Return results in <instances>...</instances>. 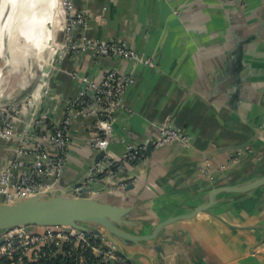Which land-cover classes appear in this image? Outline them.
Listing matches in <instances>:
<instances>
[{
  "label": "crops",
  "instance_id": "crops-1",
  "mask_svg": "<svg viewBox=\"0 0 264 264\" xmlns=\"http://www.w3.org/2000/svg\"><path fill=\"white\" fill-rule=\"evenodd\" d=\"M73 3L87 19L75 29L74 40L126 42L153 63L92 52L60 58L58 68L50 72L48 88L26 107L16 137H0V172L14 159L19 133L32 113L60 122L86 80L99 81L118 68L132 74L135 82L126 89L125 107L116 111L108 150L122 157L128 144L147 143L167 125L190 140L154 148L145 163L128 165L120 175L136 177V187L128 191L131 197L119 187L133 180L119 178L90 182L95 186L92 194L105 197L115 192L114 199L122 203L138 201V218L158 222L191 212L214 187L264 175V0ZM238 75L241 90L234 103ZM96 118L78 111L70 127L60 183L64 190L88 176L96 162L99 150L91 142ZM249 140L240 148L245 154L237 162H230L231 151H221ZM48 148L56 153L52 143ZM263 194L264 187L242 195L218 194L223 201L213 209L219 216L199 212L166 226L167 237L155 241L160 250H148L149 256L139 255L135 263L264 264Z\"/></svg>",
  "mask_w": 264,
  "mask_h": 264
},
{
  "label": "built area",
  "instance_id": "built-area-1",
  "mask_svg": "<svg viewBox=\"0 0 264 264\" xmlns=\"http://www.w3.org/2000/svg\"><path fill=\"white\" fill-rule=\"evenodd\" d=\"M62 3L64 9L66 4L69 9H65V29L68 34L66 44L71 53L76 55L92 52L96 55L129 59L134 63H153L126 42L74 40L75 29L84 25L87 19L76 10L73 0H62ZM134 82L135 77L132 74L118 68L111 69L101 80H86L82 84L78 97L68 102V114L60 122L50 121L46 114L38 116L32 113L24 132L19 133L21 150H16L14 159L0 172V195L4 196L3 201L9 202L52 189L62 180L70 139L69 130L78 111L97 116L92 126L94 135L91 142L99 151L104 150L103 157L90 168L87 176L89 182L99 178L117 180L128 165L145 163L148 158V142L128 144L122 157H116L108 150L117 117L116 111L125 107L126 89ZM25 110L26 106L0 109L1 138L16 137L18 124L25 115ZM151 140L154 148H161L176 141L187 143L190 137L174 125H167L161 129L158 137ZM49 143L55 145V154L50 153ZM231 153L230 162L233 163L245 154L242 149L233 150ZM0 238L3 239L0 243V264L4 258L15 263L23 262L25 257L32 259L52 255L57 248H65V252L75 257L78 264H90V260H94L96 264H136L128 260L105 237L76 226H38L30 231L28 226L19 225L0 231Z\"/></svg>",
  "mask_w": 264,
  "mask_h": 264
},
{
  "label": "water",
  "instance_id": "water-1",
  "mask_svg": "<svg viewBox=\"0 0 264 264\" xmlns=\"http://www.w3.org/2000/svg\"><path fill=\"white\" fill-rule=\"evenodd\" d=\"M5 3V0H0V9L6 6ZM248 39L250 38L246 40ZM241 58L242 52L237 54L238 63L241 62ZM241 69L239 68L235 72L237 73ZM236 78L234 103L239 99L238 93L241 90L239 85L242 81L240 75ZM8 104L9 102L0 103V106ZM175 143H179V141ZM249 143L250 140L243 144L226 146L221 148V151H233L246 147ZM146 150L147 155L151 158L154 152L152 140L148 141ZM103 154L104 150H100L96 155V161H99ZM118 178L119 182L133 180L127 185L119 187L125 191L128 192L136 187L134 175H120ZM60 183L61 181L52 189L39 191L30 196L9 202L0 201V231L19 225L28 226L30 231L38 226H76L105 237L114 243L128 260L135 263L139 255L149 256L148 250H160V247L157 246L158 242L155 243V241L167 237L164 235L166 226L179 219L190 218L199 212H209L219 216L213 209L215 205L223 201L218 197V194L227 192L238 195L248 194L264 187V175L237 184L214 187L205 195L204 202L193 208L191 212L171 215L159 219L158 222H153L150 218H138V201L129 204L122 203L114 199L116 198L115 192L105 197L92 194L95 186L88 182L87 176L82 177L69 189L64 190ZM127 195L131 197V193L128 192ZM2 241L3 239L0 238V243Z\"/></svg>",
  "mask_w": 264,
  "mask_h": 264
},
{
  "label": "bare ground",
  "instance_id": "bare-ground-1",
  "mask_svg": "<svg viewBox=\"0 0 264 264\" xmlns=\"http://www.w3.org/2000/svg\"><path fill=\"white\" fill-rule=\"evenodd\" d=\"M5 1L6 6L0 9V56L6 55L10 64H14L19 56L26 61L34 55L39 61L46 62L49 49L58 46L54 30L63 25L62 0ZM1 75L0 70V78Z\"/></svg>",
  "mask_w": 264,
  "mask_h": 264
},
{
  "label": "rangeland",
  "instance_id": "rangeland-1",
  "mask_svg": "<svg viewBox=\"0 0 264 264\" xmlns=\"http://www.w3.org/2000/svg\"><path fill=\"white\" fill-rule=\"evenodd\" d=\"M62 6L64 8L63 3ZM65 9L69 11L67 4L65 5ZM65 9L62 18V27L56 26L54 30V40L58 43V46L56 48L52 46L51 49H49L46 62L39 61L37 55H34L27 57L26 61L19 56L16 58L14 64H10L7 61L6 55L0 56V70L2 71L0 78V89H2L0 90V103L4 104L9 102L7 106H0V109L15 106L24 108V106L28 107V105L33 104L36 94L40 91L44 92L48 88L47 81L52 68L57 69L60 61L59 59L65 57L67 54H71L66 44L68 34L67 29H64L66 17ZM19 63L22 66L19 65ZM21 143L22 142L18 141L16 145L17 151L21 150Z\"/></svg>",
  "mask_w": 264,
  "mask_h": 264
},
{
  "label": "trees",
  "instance_id": "trees-1",
  "mask_svg": "<svg viewBox=\"0 0 264 264\" xmlns=\"http://www.w3.org/2000/svg\"><path fill=\"white\" fill-rule=\"evenodd\" d=\"M1 264H78L75 257H71L65 252V248L56 249L52 255H47L41 258L25 257L23 262L13 263L10 259H2ZM90 264H96L94 260H90Z\"/></svg>",
  "mask_w": 264,
  "mask_h": 264
}]
</instances>
